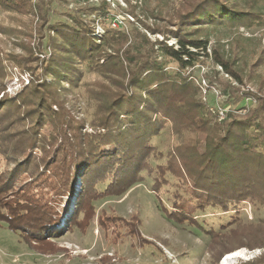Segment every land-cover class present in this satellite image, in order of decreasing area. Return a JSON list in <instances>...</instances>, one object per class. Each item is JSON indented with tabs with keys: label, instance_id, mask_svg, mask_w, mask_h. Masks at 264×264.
<instances>
[{
	"label": "trees",
	"instance_id": "obj_1",
	"mask_svg": "<svg viewBox=\"0 0 264 264\" xmlns=\"http://www.w3.org/2000/svg\"><path fill=\"white\" fill-rule=\"evenodd\" d=\"M54 1L0 0L1 7L38 16L37 42L32 44V31L23 39L26 54L0 48V153L7 162L0 170V221L21 230L38 250L53 254L64 249L53 239L63 230L57 225L63 216L58 205L72 195L76 203L65 219L70 225L85 230L97 215V224L113 240L125 227L127 237L154 243L141 234L136 215L98 212L94 204L125 194L147 173L165 216L210 236L212 264L241 247L262 251L237 264H264V221L243 224L240 216L245 202L264 207V95L237 94L239 103L253 95L256 104L246 107L245 114L231 110L219 121L186 74L207 51L208 39L197 35L202 22L264 26V11L245 9L239 0H183L161 27L139 18L137 4L127 0L128 13L152 34L162 35L152 40L137 26H105L110 13L106 0L82 8L95 19L70 10L72 23L52 22ZM92 21L103 24V34H97ZM214 57L242 81L232 60L220 52ZM168 63L177 64L176 70H169ZM80 64L109 79L89 87L94 99L89 123L73 97L83 74ZM10 66L30 75L14 95L6 92ZM169 123L177 141L165 155L152 139ZM47 125L50 132L44 130ZM200 131L206 135L202 145L196 137ZM165 156V163L152 164L151 159ZM171 185L173 190L165 188ZM233 209L220 229L207 228L200 219L208 210ZM154 244L162 250L159 242Z\"/></svg>",
	"mask_w": 264,
	"mask_h": 264
},
{
	"label": "rangeland",
	"instance_id": "obj_2",
	"mask_svg": "<svg viewBox=\"0 0 264 264\" xmlns=\"http://www.w3.org/2000/svg\"><path fill=\"white\" fill-rule=\"evenodd\" d=\"M102 1L104 0H56L50 11V19L52 22L70 21V15L67 13L70 10L78 11L87 19H95V15L84 12L82 8L87 5H99ZM182 1L130 0V4H137L136 12L139 18L163 27L169 24V16ZM106 2L110 13L105 19V26L126 29L137 26L152 40L162 39L161 34H152L141 25L138 18L128 13L127 0H106ZM238 4L245 9L264 11V0H239ZM37 22L36 14L0 6L1 50L26 54L23 39H28V34L32 31L34 32L32 44L37 42ZM93 24L96 26L97 34H103V24L99 22H93ZM199 26L202 28L197 35L208 39L207 51L199 56L194 66L186 69V74L191 76L199 86V96L208 103L209 110L214 113L217 120L222 121L231 110H238V113L245 114L246 107L256 104L255 98L253 95H247L239 103L236 100L237 94L264 95V26L258 24L248 26L230 22L221 24L202 22ZM192 27L187 28L190 30ZM174 42V38L169 40L170 44ZM46 48L49 57L51 52L48 47ZM215 51L232 60L234 67L241 74L242 81L227 72L216 61ZM79 66L83 74L78 80L79 85L73 89V97L89 123L94 111V99L88 93L89 87L96 81L109 82V79L88 70L85 64ZM176 66L175 63H168L171 71L176 70ZM9 70L10 77L7 81L6 92L14 95L29 82L30 75L19 66H10ZM64 84L68 86L66 81ZM170 125L169 123L152 139V144L165 155L177 141V136ZM87 127L91 130L89 126ZM44 130L50 132L52 128L47 125ZM205 136L202 131L198 132L197 142L202 145ZM166 158L167 156L160 159L153 158L151 162L153 165L165 163ZM6 166V159L0 153V170H4ZM145 174V179L132 186L125 194L108 196L95 201L94 204L98 212L106 209L108 212H114L127 218L136 215L140 220L141 234L154 240V243L159 242L162 250L154 243L141 244L137 237H127L125 227H121L119 239L113 240V234L110 231H103L97 224V215L85 230L70 225L65 219L66 216L69 218L70 206L73 207L76 203V197L73 198L71 195L69 199L65 197L58 205L63 216L57 225L63 230L53 238L56 243L62 245L63 250L46 254L29 244L21 230H13L5 221H0V264H212L214 261L208 249L210 236L196 226L169 220L162 211L158 197L152 189V176ZM166 176L170 181H177L171 173H167ZM74 187L78 189L77 185ZM165 188L173 190L175 187L171 185ZM162 197L170 205L166 192H163ZM236 210L221 213L208 210V213L200 219L207 228L220 229L223 223L230 220ZM240 210L243 224L264 221L263 206L245 202ZM261 251L262 248L251 250L248 247H241L224 254L218 264L241 263ZM106 254L111 256V259H104Z\"/></svg>",
	"mask_w": 264,
	"mask_h": 264
}]
</instances>
